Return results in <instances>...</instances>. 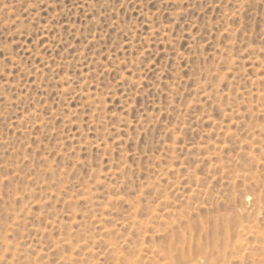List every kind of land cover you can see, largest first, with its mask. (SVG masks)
Wrapping results in <instances>:
<instances>
[{
    "label": "rangeland",
    "instance_id": "obj_1",
    "mask_svg": "<svg viewBox=\"0 0 264 264\" xmlns=\"http://www.w3.org/2000/svg\"><path fill=\"white\" fill-rule=\"evenodd\" d=\"M0 264H264V0H0Z\"/></svg>",
    "mask_w": 264,
    "mask_h": 264
}]
</instances>
